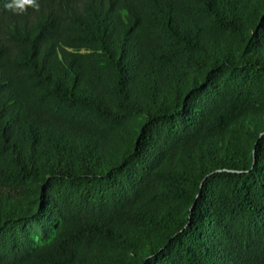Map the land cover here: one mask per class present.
<instances>
[{
  "label": "trees",
  "instance_id": "16d2710c",
  "mask_svg": "<svg viewBox=\"0 0 264 264\" xmlns=\"http://www.w3.org/2000/svg\"><path fill=\"white\" fill-rule=\"evenodd\" d=\"M0 0V264H264V0Z\"/></svg>",
  "mask_w": 264,
  "mask_h": 264
},
{
  "label": "clouds",
  "instance_id": "9594fccd",
  "mask_svg": "<svg viewBox=\"0 0 264 264\" xmlns=\"http://www.w3.org/2000/svg\"><path fill=\"white\" fill-rule=\"evenodd\" d=\"M5 8L14 14L20 15L26 13L28 8L38 11L39 3L38 0H9Z\"/></svg>",
  "mask_w": 264,
  "mask_h": 264
}]
</instances>
